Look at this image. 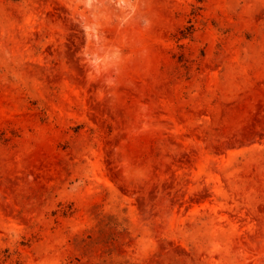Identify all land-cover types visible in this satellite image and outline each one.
<instances>
[{"label":"rangeland","instance_id":"obj_1","mask_svg":"<svg viewBox=\"0 0 264 264\" xmlns=\"http://www.w3.org/2000/svg\"><path fill=\"white\" fill-rule=\"evenodd\" d=\"M0 264H264V0H0Z\"/></svg>","mask_w":264,"mask_h":264}]
</instances>
